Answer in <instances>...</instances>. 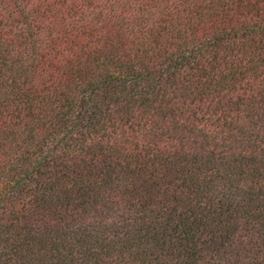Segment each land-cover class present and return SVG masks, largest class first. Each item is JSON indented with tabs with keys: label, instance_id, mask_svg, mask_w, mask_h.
Masks as SVG:
<instances>
[{
	"label": "trees",
	"instance_id": "16d2710c",
	"mask_svg": "<svg viewBox=\"0 0 264 264\" xmlns=\"http://www.w3.org/2000/svg\"><path fill=\"white\" fill-rule=\"evenodd\" d=\"M0 264H264V0H0Z\"/></svg>",
	"mask_w": 264,
	"mask_h": 264
}]
</instances>
